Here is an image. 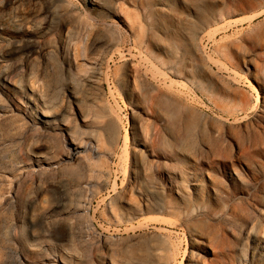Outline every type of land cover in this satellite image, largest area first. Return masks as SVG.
<instances>
[{
	"label": "rangeland",
	"instance_id": "374dc122",
	"mask_svg": "<svg viewBox=\"0 0 264 264\" xmlns=\"http://www.w3.org/2000/svg\"><path fill=\"white\" fill-rule=\"evenodd\" d=\"M67 263L264 264V0H0V264Z\"/></svg>",
	"mask_w": 264,
	"mask_h": 264
},
{
	"label": "bare ground",
	"instance_id": "6f19581e",
	"mask_svg": "<svg viewBox=\"0 0 264 264\" xmlns=\"http://www.w3.org/2000/svg\"><path fill=\"white\" fill-rule=\"evenodd\" d=\"M250 88L254 91V92H257L259 93L260 92V89L259 87L257 86V84L251 82L250 83ZM38 101V102H37ZM37 103L36 105L38 106V109L41 108L40 110V113L45 115L46 117H49L50 116V113L49 111L47 110V108H44L40 102H39V99L37 98ZM37 119V120H36ZM35 119L36 122H40V123H46V124H49V120H46L44 118H42L40 115L37 116V118ZM127 139H129V134L126 135ZM127 252H129L130 256H134L136 254V247H134V245H130L128 246L127 248ZM68 264V263H67ZM203 264H208V263H203Z\"/></svg>",
	"mask_w": 264,
	"mask_h": 264
}]
</instances>
